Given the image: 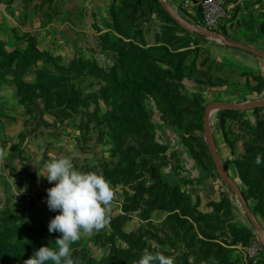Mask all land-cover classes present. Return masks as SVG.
Returning a JSON list of instances; mask_svg holds the SVG:
<instances>
[{"label":"rangeland","instance_id":"1","mask_svg":"<svg viewBox=\"0 0 264 264\" xmlns=\"http://www.w3.org/2000/svg\"><path fill=\"white\" fill-rule=\"evenodd\" d=\"M35 1L55 3L22 2ZM166 1L203 28L200 13ZM226 1L230 22L244 12L264 36V0ZM107 5L105 17L70 13L77 31L58 29L54 50L14 32L25 49L34 46L21 56L6 50L0 32V264L55 247L60 234L48 223L58 212L45 202L55 182L40 174L61 157L102 174L114 192L105 226L72 245L75 264H136L145 249L173 264H264L262 241L216 170L203 122L216 92L245 87L255 97L234 104L264 101V82L224 67L208 50L217 40L182 29L154 1ZM54 12L63 23L64 6ZM228 30L216 32L231 40ZM211 125L217 153L226 149L222 163L264 228V164L254 162L264 158V108L215 110Z\"/></svg>","mask_w":264,"mask_h":264},{"label":"crops","instance_id":"2","mask_svg":"<svg viewBox=\"0 0 264 264\" xmlns=\"http://www.w3.org/2000/svg\"><path fill=\"white\" fill-rule=\"evenodd\" d=\"M23 0L14 2L13 0H0V32L6 42L7 51H19L25 50L23 44L15 38L14 32L20 35L31 34L35 36L38 41V49L56 48V37L58 29L69 26L72 30L77 31L71 23L66 21L67 16L73 11H77L79 8L87 9L91 13H96L105 17L108 9L107 2L110 0H55L53 4H47L43 8L40 7V2L35 1L31 6L22 2ZM182 0H180L177 6L180 10ZM173 3V0H172ZM254 0H246L245 4L251 6L254 4ZM62 4L64 6V21L63 23L58 22L56 18L55 6ZM229 4V3H228ZM230 5V4H229ZM38 7V9H36ZM44 14H42V11ZM183 10V9H182ZM196 14V9L191 11V14ZM254 12V11H249ZM190 14V13H189ZM235 17L233 22L225 21L222 26H226L229 30L228 35H232L231 41L244 44L249 47H253L263 52L262 47L264 45V36L261 34L259 26L256 23L249 22V16L244 12H240ZM50 20L46 28H39L41 22H47ZM52 19V20H51ZM27 21L29 25H24L23 22ZM230 22V23H229ZM256 28V29H255ZM210 44L209 52L218 62L224 65L227 69H230L234 74L243 75L242 79L257 81L258 78H262L264 81V58L259 59L258 57L249 53L228 48L219 41H212ZM223 91L216 92L213 94L215 97L213 101L220 102H238V101H249L255 96L249 92L245 87L240 89L236 87H230ZM212 95V94H211ZM242 99V100H241ZM214 137V135H213ZM216 139L214 138L215 146ZM220 147H227L223 144ZM222 152V154H221ZM218 155L221 161H224L226 157V149L218 151ZM232 174L235 175L234 169L230 168ZM230 174L229 170L226 168ZM243 224V222L241 223Z\"/></svg>","mask_w":264,"mask_h":264},{"label":"clouds","instance_id":"3","mask_svg":"<svg viewBox=\"0 0 264 264\" xmlns=\"http://www.w3.org/2000/svg\"><path fill=\"white\" fill-rule=\"evenodd\" d=\"M255 164H264L260 154ZM49 184L46 204L50 211L58 212L48 223L49 233H59L55 247L42 246L24 264H75L71 256L72 245L83 236H91L107 223V210L114 198L110 183L98 172H81L70 157L44 162ZM136 264H173L171 257L145 249Z\"/></svg>","mask_w":264,"mask_h":264},{"label":"water","instance_id":"4","mask_svg":"<svg viewBox=\"0 0 264 264\" xmlns=\"http://www.w3.org/2000/svg\"><path fill=\"white\" fill-rule=\"evenodd\" d=\"M162 7V9L184 30L195 34L200 37L204 38H212L223 45H225L228 48L232 49H237L246 53H249L251 55H254L258 57L259 59L264 58V53L253 48L246 46L241 43H237L231 40H228L226 37L222 36L221 34L217 32H213L204 28H198L196 26L191 25L184 17H182L167 1L165 0H156ZM257 109V108H264V101H251L244 103L242 105H237L234 103H229V102H220L216 101L213 103H210L206 107L205 115L203 118L204 122V137L206 140L207 148L208 151L212 157V161L216 167V170L222 177V179L227 183L231 191L236 195L238 200L240 201L244 213L247 216L250 224L252 227L255 229L256 233L258 234L260 240L262 241V244L264 246V228L261 225L260 221L256 217V215L253 213V211L250 209L246 199L244 198L242 191L239 187V185L231 178L229 173L226 170V167L220 160V157L216 151V146L214 142V137H213V130H212V125H211V116L212 112L215 110H234V111H240V112H245L248 109Z\"/></svg>","mask_w":264,"mask_h":264},{"label":"built area","instance_id":"5","mask_svg":"<svg viewBox=\"0 0 264 264\" xmlns=\"http://www.w3.org/2000/svg\"><path fill=\"white\" fill-rule=\"evenodd\" d=\"M181 7L187 13L198 10L203 28L213 32L230 19L231 7L226 0H182Z\"/></svg>","mask_w":264,"mask_h":264},{"label":"trees","instance_id":"6","mask_svg":"<svg viewBox=\"0 0 264 264\" xmlns=\"http://www.w3.org/2000/svg\"><path fill=\"white\" fill-rule=\"evenodd\" d=\"M151 1H154L155 3H157L160 7H161V5L156 1V0H151ZM176 1L177 0H173V4L175 5V3H176ZM162 8V7H161ZM163 12H165L164 10H163ZM196 12H198V13H200L198 10L196 11ZM166 13V12H165ZM167 14V13H166ZM168 15V14H167ZM169 16V15H168ZM170 17V16H169ZM171 18V17H170ZM173 20V19H172ZM31 46H33V45H31ZM27 47V49H25L24 51H22V52H19V51H16V52H18V53H21V56H25L26 54H27V52H29V50H32L33 49V47ZM241 76H243V75H241ZM255 78H257L258 80L257 81H261V82H264L263 81V79L262 78H258V77H255ZM231 111H234V110H231ZM228 112H230V111H228ZM236 112H240V111H236ZM142 126H145V127H149V126H151V125H148V124H143ZM243 194V193H242ZM243 196H244V194H243ZM244 198H245V196H244ZM246 199V198H245Z\"/></svg>","mask_w":264,"mask_h":264},{"label":"bare ground","instance_id":"7","mask_svg":"<svg viewBox=\"0 0 264 264\" xmlns=\"http://www.w3.org/2000/svg\"><path fill=\"white\" fill-rule=\"evenodd\" d=\"M166 1V0H165ZM215 114V113H214Z\"/></svg>","mask_w":264,"mask_h":264}]
</instances>
